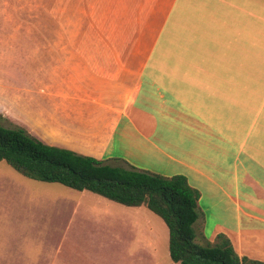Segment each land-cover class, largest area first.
Masks as SVG:
<instances>
[{"label":"crops","instance_id":"obj_1","mask_svg":"<svg viewBox=\"0 0 264 264\" xmlns=\"http://www.w3.org/2000/svg\"><path fill=\"white\" fill-rule=\"evenodd\" d=\"M57 1L41 86L12 89L0 114L50 146L185 176L201 194L196 241L223 233L264 261V0ZM137 217L109 232V248L66 229L56 248L0 264H170L169 232Z\"/></svg>","mask_w":264,"mask_h":264},{"label":"rangeland","instance_id":"obj_2","mask_svg":"<svg viewBox=\"0 0 264 264\" xmlns=\"http://www.w3.org/2000/svg\"><path fill=\"white\" fill-rule=\"evenodd\" d=\"M57 2L0 0V98L8 107L12 89L21 91L28 82L41 86L44 39L53 43L59 36ZM0 124L20 127L1 114ZM132 214L138 216L139 228L155 227L162 236L168 234L164 220L144 206L130 207L90 191L28 179L0 162V253L37 256L56 248L66 229L81 231L70 238L84 248H109V232L124 228L121 224ZM215 222L210 217L209 225Z\"/></svg>","mask_w":264,"mask_h":264},{"label":"trees","instance_id":"obj_3","mask_svg":"<svg viewBox=\"0 0 264 264\" xmlns=\"http://www.w3.org/2000/svg\"><path fill=\"white\" fill-rule=\"evenodd\" d=\"M28 179L60 183L90 191L130 207L145 206L166 223L171 259L177 264H264L240 257L223 233L214 243L196 241L200 191L183 175L165 177L133 166H111L103 160L50 146L25 128L0 124V162Z\"/></svg>","mask_w":264,"mask_h":264}]
</instances>
